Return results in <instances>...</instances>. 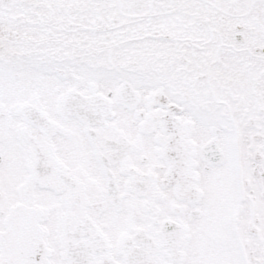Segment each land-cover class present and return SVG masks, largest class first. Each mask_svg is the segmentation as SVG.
I'll return each instance as SVG.
<instances>
[{
  "label": "snow or ice",
  "instance_id": "1",
  "mask_svg": "<svg viewBox=\"0 0 264 264\" xmlns=\"http://www.w3.org/2000/svg\"><path fill=\"white\" fill-rule=\"evenodd\" d=\"M0 264H264V0H0Z\"/></svg>",
  "mask_w": 264,
  "mask_h": 264
}]
</instances>
